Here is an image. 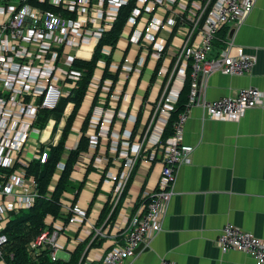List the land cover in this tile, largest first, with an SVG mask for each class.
Masks as SVG:
<instances>
[{"label": "built area", "instance_id": "2783aa9c", "mask_svg": "<svg viewBox=\"0 0 264 264\" xmlns=\"http://www.w3.org/2000/svg\"><path fill=\"white\" fill-rule=\"evenodd\" d=\"M30 1L0 0V264H10L2 248L8 242L3 232L11 215L30 210L40 197L36 178L29 171L35 163H45L51 145L57 144L56 136L53 137L55 143L50 139L37 141L33 138V135L45 133L53 121L51 119L47 127L41 129L36 125L39 114L55 111L61 100L79 88L83 72L74 64L89 61L79 52L94 40L96 48L103 34L111 29L119 9L129 0H36L55 8V11L43 10ZM106 1L107 7L104 6ZM257 1H137L125 28V31L129 29L126 41L132 46L147 42L157 62L160 58H170L169 71L172 70L173 74L169 80L163 81V93L160 96L159 92L152 103L150 116L139 136L131 139L138 115L131 113L129 120L131 109L122 120L123 123L128 118L122 134L114 133V140L121 142L120 148L119 144L104 148V153L98 156L100 141L97 137L91 138L89 151L81 154L77 164L84 169V175L90 167L99 169L101 180L104 175L102 185L112 187L109 217L124 197L138 163L158 162L161 171L156 190L142 198L137 213H130L127 226L114 237L110 250L99 264L134 262L139 255L138 248L141 245L148 248L163 231V222L176 195L178 169L193 164L196 152L195 146L185 142L186 124L194 106L202 107L205 117L210 120L238 123L248 110L264 105V92L258 88L242 89L234 96L214 101H208L201 92V81L205 77L217 73L252 75L255 55L247 53L229 37L225 47L216 53L214 42L224 28H229L230 32L240 28ZM111 51L110 47H104V52L111 54ZM127 61L125 59L123 67ZM98 66L88 89L94 93L95 79L100 80L104 69V66L101 69ZM188 70L192 79L190 103L176 121L173 136L164 141V128L178 101ZM98 71L100 77H97ZM70 105L72 103L67 108ZM67 108L62 121L71 115L66 116ZM75 169L77 172V166ZM50 190L54 188L50 187ZM66 195L61 199L64 218L54 220L48 216L46 230L29 244V264H58L61 261L58 253L73 252L72 246L81 241L78 233L89 223L88 210L82 209L78 203L73 204L74 195L71 194L72 199ZM107 222L103 227L109 226ZM92 235L94 240L106 237L103 229L95 227L91 228L88 237ZM216 246L224 253L239 252L254 264H264V239L239 226H224L216 239ZM46 252L47 262L44 263L45 258L40 261L39 256ZM87 259L82 257L78 264H87ZM162 264L173 263L162 261Z\"/></svg>", "mask_w": 264, "mask_h": 264}, {"label": "crops", "instance_id": "0c3cea01", "mask_svg": "<svg viewBox=\"0 0 264 264\" xmlns=\"http://www.w3.org/2000/svg\"><path fill=\"white\" fill-rule=\"evenodd\" d=\"M233 31L232 35L229 31L227 38H233L236 45L255 55L256 64L251 76H226L217 73L203 78L201 92L205 93L208 101L234 96L240 90L251 87L264 92V0H258L247 21ZM128 32L129 29L124 32L114 52H121V59L117 61L114 58L112 64L117 72L124 51L131 46L126 57L128 61L124 67L122 66V77L120 75L119 82L124 89L128 80L126 103L131 101L128 111L133 108L132 113L136 116L144 106L136 138L145 128L152 103L158 97L163 81L169 80L173 71H169L171 59L163 60L162 67L151 85L157 61L152 57L147 42L133 46L127 43ZM125 71L130 74L126 76ZM98 72L100 76V71ZM150 86L148 101L143 104ZM88 96L87 94L85 99ZM92 100L93 96L89 104L84 100L75 123L76 130L80 129L85 120ZM127 104L125 110L128 109ZM65 124L64 119L56 134L57 138ZM72 139L74 140L70 146L69 140L67 141V148L75 147L80 136ZM185 142L195 146L196 152L193 164L182 165L178 169L176 195L163 222V231L155 237L148 248L139 253L134 262L126 264H162V261L173 264H254L242 253L222 252L216 246V239L227 224L239 226L246 232L264 239V105L248 110L238 123L210 120L205 117L202 107L194 106L186 124ZM99 148L98 156L104 153L106 146L102 143ZM92 168L77 202L84 210L92 208L89 223L78 233L81 241L72 246L73 252L58 253L61 258L59 264L71 260L78 245L84 244L90 238L88 234L92 227L103 229L106 233V237H100L96 241L102 243L101 247L90 249L87 246L84 251L88 258L87 264H99L110 250L114 237L127 226L130 213H137L142 198L154 193L161 171L158 162L139 163L125 196L116 208V221L113 226L110 224L111 226L103 227L105 222L98 226V221L111 200L112 187L100 185L101 171L94 166ZM83 173L84 169L77 166V172L73 173L72 179L82 182L85 177ZM56 177L58 179V176ZM56 182H53V188ZM98 189L99 193L92 204ZM66 197L73 198L71 194H67ZM107 211H110V205ZM92 238L93 236L90 243L94 241Z\"/></svg>", "mask_w": 264, "mask_h": 264}, {"label": "trees", "instance_id": "16d2710c", "mask_svg": "<svg viewBox=\"0 0 264 264\" xmlns=\"http://www.w3.org/2000/svg\"><path fill=\"white\" fill-rule=\"evenodd\" d=\"M137 1L138 0H129L126 5H123L119 9L118 15L114 23L112 24L111 29L103 34V37L100 39V41L98 42L95 48L93 56H92L93 51L82 50L84 55L92 56V58H85L86 60L89 61H77L74 64V67L77 70L83 72V79L79 84V88L76 91L72 92V94L68 98H64L63 100H61L58 108L55 111H51V112L42 111L39 114V118L36 122V125L41 129H45L49 121L51 119L54 120L55 124L52 135L55 136L59 131L60 123H62V119L64 118V113L67 106L70 103H72L74 106L73 113L67 119L65 127L62 129V133H60V137H59L60 139L58 141L59 144L51 145L48 153V158L45 161V163L43 164H40L39 162L35 163L34 165H32L31 170L29 171L36 178L38 184V193L40 197L37 199L35 205L30 210L20 212L19 214H12L10 222L8 223L6 229L3 232L7 236L8 242L2 248V252L4 256L8 259L10 264L30 263V257H29L30 253L28 246L32 241H34L38 236H40L46 230L47 228V225L45 223L46 218L48 216L53 217L54 220L64 218L62 213L61 199L64 197L65 194L74 195L73 204H76L79 200L82 190L86 185L87 175L92 171V169L90 167L87 170V175L86 177H84L85 179L81 183H79V185L75 184V182L71 179V176L72 173L74 172V167L79 161L81 154L87 153L90 149L91 139L87 136V131L90 127V120L94 108L97 107L99 103L100 91L97 92L93 100V104L85 120L83 121L81 127L82 135L78 142V146L75 149L69 150L68 155L66 154L67 152L66 143L71 133L73 124L77 118V115L79 114V110L82 108V105L84 103L88 87L90 86L94 78L99 63L103 59L102 51L104 47H110L112 51L110 56L108 58H105V67L103 69V76L101 79V83L104 84V82L107 79H110L112 82L111 91H113V89L117 86L119 82V77L122 72L123 63L129 54V50L131 46H129V48H127L124 51V57L122 59V63L118 67L116 74L110 73V68L113 63V54L117 49L119 41L124 35L125 28L127 26L130 17L132 16L133 10L136 8ZM30 3L34 6L40 7L43 10L55 9L49 5L39 4L36 0H31ZM107 4L108 2L106 1L104 6L107 7ZM228 34H229V28H224L222 31L219 32L217 36V40L214 42V50H216V53H218L217 50H221L222 48L225 47L224 41H226ZM162 62L163 59L160 58V60L156 64L153 76L151 78V83H150L151 85L154 83L156 76L162 67ZM127 86H128V80L125 83V88L123 90V93H125V91L127 90ZM164 87H165V83L163 88ZM150 88L151 86L147 89V92L143 99V104H145L148 101L149 92L151 90ZM163 88L160 91V96L163 93ZM191 90H192L191 71L188 70L185 84L179 94L178 101L174 106V110L171 114L167 126L164 128L162 140L165 141L173 136L174 125L176 121L179 119L181 114L186 112L188 105L190 103ZM122 100L123 99H120V101L118 102L117 109L121 108ZM143 107L144 106L141 107V110L138 113L137 120L132 132V137H131L132 140L134 139L135 134L138 130ZM71 109L72 106L70 105L67 108L66 116H69ZM115 122L116 120L114 119L110 127V132L113 129ZM125 126H126V122H124L122 126V130H124ZM99 144L100 143L98 142L97 148H99ZM110 147H111V143L108 144V149ZM95 157L96 155L94 156L92 162L95 160ZM62 159H65V162L63 163V169L60 173V178L56 182L54 190H50V187L53 185L54 182V176L57 175L58 170L62 166ZM103 178L100 182V185H102L103 183ZM98 193H99V189L96 190L95 192L92 204L95 202ZM109 205L110 204L108 202L102 214L100 215L98 226H100L103 222H106L107 220H108L107 224L109 225L111 224L113 226V223L116 221L117 210H115V212L109 217V213H108L109 211H107V207H109ZM91 209L92 208H89L88 214H90ZM134 214L135 213L132 212V215ZM91 237L84 244L81 243L78 245V247L71 256V260L68 263H61V264H78L79 261L82 259V257L83 260H85L86 256L84 251H86L85 249L88 248L87 246H89L90 249L101 247L102 243L96 242L97 239L90 243ZM83 252L84 255H82ZM47 254H48L47 252L41 254V256H39V260L41 261L43 258H45L44 263H46ZM57 263L59 264L60 262Z\"/></svg>", "mask_w": 264, "mask_h": 264}, {"label": "rangeland", "instance_id": "374dc122", "mask_svg": "<svg viewBox=\"0 0 264 264\" xmlns=\"http://www.w3.org/2000/svg\"><path fill=\"white\" fill-rule=\"evenodd\" d=\"M109 56H110V54L108 52H104V48H103V51H102V57H103V59L101 60L100 64H103L104 67H105V58H108ZM121 56H122V53L121 52L114 53L113 59L115 58V60L118 61L119 59H121ZM100 66H101L100 67V69H101L103 66L102 65H100ZM98 69H99V66H98ZM102 71H103V68H102ZM98 73L99 72H97V76H98ZM110 73L111 74H116V70L113 69V64H112V66L110 68ZM129 74L130 73L126 72V76H128ZM102 76H103V74L101 75V78H100L99 81H97L95 79V83L96 84L95 83L93 84V86H96V90H95V93H94V97L96 96V93L98 91H100V94H99V103H98L97 107L94 108V111H93V114H92V117H91V120H90V127H89V129L87 131V136L90 139L97 137L98 138V141H100V145H102V143H104V146H106V148H108V144L109 143H111V148L113 146H115V145H118V144H119L118 148H120L121 142L117 143V141L114 140L116 138L114 136V133L119 132L120 134H122V132L124 131V130H122V126H123L124 122H126L127 119H128L126 117V121H124L122 123L123 118L128 114V110L127 109L126 110L124 109L125 105L127 104L126 103V98H127L128 90H127V92L125 91V93H123V90L124 89H122V86H121V84L119 82L117 84V86L113 89V91H111V86H112L111 85V80L110 79H107L104 82V84H102L101 83ZM121 77H122V75H121ZM119 80H120V77H119ZM119 84H120V86H119ZM89 87H88V89H89ZM99 87H101V88H99ZM92 88H95V87H92ZM119 88H121V89H119ZM89 92L90 91L87 90L86 96H87V94ZM133 93H135V92H133ZM122 94H123V96H122ZM94 97H93V100H94ZM119 98L120 99H123V100H122L121 108L120 109H117L118 102L120 101ZM93 100H92L91 106L93 104ZM86 102H87V98L85 99V103ZM129 103H131V101ZM128 104H127V106H128ZM91 106H90V108H91ZM73 110H74V106L72 104V109H71L70 114L73 113ZM79 112H80V110H79ZM131 113H132V110H131V112L129 114V120H130ZM64 117H65V114H64ZM69 117H67L65 119V122H67V119ZM77 119H78V115H77L76 120ZM114 119L116 120V122L114 124L113 129L110 132V126L112 125V122H113ZM76 120H75V122L73 124L71 133L69 135V138H71V139L69 140V138H68V140H69L68 145L69 146L71 145L72 140H74V139H72V137H78V136H80V138H81V135H82V132H81L82 125H81L80 129L76 130V124H75L76 123ZM132 125H130L131 128H132ZM98 127H99V131H97V128ZM124 128H126V127H124ZM132 131H133V129H132ZM109 132H110V137L108 135ZM48 136H47L46 133H42L41 135H33V138L35 140H37V141L42 140L43 138H47V140L50 139L52 143H55L53 137L51 138V135L50 134ZM59 137H60V134L58 135V138L56 137V142L59 141ZM58 144H59V142L56 145H58ZM77 146H78V143L76 144L75 147H73L71 149H75V148H77ZM66 150H67L66 154L68 155L69 149L67 148V145H66ZM64 162H65V159H62V163H64ZM76 166H78V164H76L75 167ZM75 167H74V172H76ZM59 173H60V171H58V174ZM73 173H72V175H73ZM86 175H85V177H86ZM71 179H72V176H71ZM73 181L75 182L76 185H79V183H81V182H77L75 180H73Z\"/></svg>", "mask_w": 264, "mask_h": 264}, {"label": "bare ground", "instance_id": "6f19581e", "mask_svg": "<svg viewBox=\"0 0 264 264\" xmlns=\"http://www.w3.org/2000/svg\"><path fill=\"white\" fill-rule=\"evenodd\" d=\"M182 34H184V32L182 33ZM95 44H96V41L94 40L93 42H91L89 45H87L83 50H86V51H92L93 49H94V46H95ZM79 54H80V56L82 57V58H89V57H91V56H86V55H84V53H83V51H80L79 52ZM92 60V59H91ZM101 65H103V64H101ZM97 77H100L99 75L97 76ZM88 98H87V102H86V104H89L90 103V101H91V96H94V91L93 90H90V92L88 93ZM52 126H53V121L50 123V125H49V128L45 131V133L47 134V136L50 134V131H51V128H52ZM44 139H46L47 140V138H44ZM58 143V142H57ZM58 171H60V173H61V170L59 169ZM60 173L58 174L57 173V175L56 176H60ZM55 176V178H54V181H57V177ZM51 188H53L52 186H51ZM55 188V187H54Z\"/></svg>", "mask_w": 264, "mask_h": 264}, {"label": "water", "instance_id": "95a60500", "mask_svg": "<svg viewBox=\"0 0 264 264\" xmlns=\"http://www.w3.org/2000/svg\"><path fill=\"white\" fill-rule=\"evenodd\" d=\"M233 32H234V31L231 32V35L233 34ZM143 248H144V246L141 245V246L138 248L137 252L140 253V252L142 251Z\"/></svg>", "mask_w": 264, "mask_h": 264}, {"label": "clouds", "instance_id": "9594fccd", "mask_svg": "<svg viewBox=\"0 0 264 264\" xmlns=\"http://www.w3.org/2000/svg\"><path fill=\"white\" fill-rule=\"evenodd\" d=\"M53 121H54V120H53ZM54 124H55V123H54ZM53 128H54V127H53ZM63 128H64V127H63ZM63 128H62V129H63ZM61 131H62V130H61ZM52 132H53V131H52ZM55 136H56V135H55ZM52 137H54V135H51V138H52ZM79 140H80V139H79Z\"/></svg>", "mask_w": 264, "mask_h": 264}]
</instances>
